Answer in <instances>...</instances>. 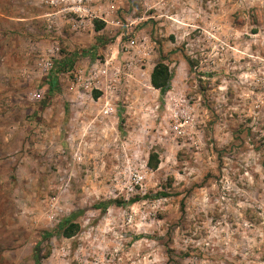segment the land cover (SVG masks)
Instances as JSON below:
<instances>
[{
	"label": "rangeland",
	"instance_id": "374dc122",
	"mask_svg": "<svg viewBox=\"0 0 264 264\" xmlns=\"http://www.w3.org/2000/svg\"><path fill=\"white\" fill-rule=\"evenodd\" d=\"M35 250L264 264V0H0V264Z\"/></svg>",
	"mask_w": 264,
	"mask_h": 264
},
{
	"label": "trees",
	"instance_id": "16d2710c",
	"mask_svg": "<svg viewBox=\"0 0 264 264\" xmlns=\"http://www.w3.org/2000/svg\"><path fill=\"white\" fill-rule=\"evenodd\" d=\"M96 28L100 29L101 24L96 26ZM169 80H170V72L168 70V67L162 62L157 63L153 67L150 74L151 85L154 88L159 89L160 92H164L169 87ZM65 223L67 224L65 225ZM77 229H78V225L74 222H69V217H68L63 219L62 222H60L57 229L44 232L42 234V238H46L52 234H60L64 237H70L77 231ZM38 253L39 252H36L35 250V252L32 255L35 264H40V260H39L40 258L38 256Z\"/></svg>",
	"mask_w": 264,
	"mask_h": 264
}]
</instances>
